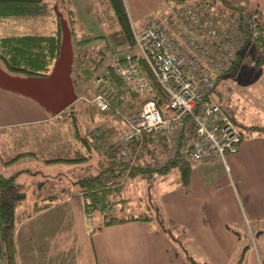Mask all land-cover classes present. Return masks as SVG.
Segmentation results:
<instances>
[{"label": "crops", "instance_id": "obj_1", "mask_svg": "<svg viewBox=\"0 0 264 264\" xmlns=\"http://www.w3.org/2000/svg\"><path fill=\"white\" fill-rule=\"evenodd\" d=\"M123 1L135 28H141L149 17L170 20L175 9L173 5L165 9L163 0ZM54 5L57 0L52 8ZM83 40L77 42L80 50ZM109 43L108 50L115 41ZM112 54L98 67L106 69ZM20 126L39 142V148L21 153L33 152L30 157L37 160V151H62L64 140L68 141V133L60 132L62 124L37 102L0 88V129ZM241 128L244 137L237 152L226 157L227 170L218 160L191 163L188 189L177 179L158 197L159 211L186 252L208 264H236L245 246L239 264H264V134L246 133ZM61 157L50 155L41 161L49 167L69 165L56 160ZM19 158L4 164L11 165ZM68 185L70 189L50 197L54 202L49 207L18 223V264H189L181 246L158 226L152 214L154 206L142 210L150 213V220L131 219L95 230V222L92 225L86 217L81 193ZM246 230L250 240L240 244Z\"/></svg>", "mask_w": 264, "mask_h": 264}, {"label": "trees", "instance_id": "obj_2", "mask_svg": "<svg viewBox=\"0 0 264 264\" xmlns=\"http://www.w3.org/2000/svg\"><path fill=\"white\" fill-rule=\"evenodd\" d=\"M112 14L119 26L123 38L129 46L133 45L131 23L129 21L127 10L123 0H106ZM173 1L179 4L195 3L207 10L214 11L222 15V26L231 27L241 36L238 49L235 52L234 60L231 66L217 76L214 93L220 91V84L223 74L231 70L240 63V50L249 46L252 50V61L257 68H261L264 63V37H253L249 30L243 24V18L251 16L253 12H259V8L242 2V0H163ZM192 1V2H191ZM215 1L218 3L215 6ZM58 10L65 18L68 27L72 28L74 24V11L70 7V0H57ZM249 6V7H248ZM253 7V6H252ZM50 8L45 0H0V20L9 17H36L49 13ZM56 18L55 28L48 34L33 33H13L0 34V63L6 71L18 75H45L52 66L57 56L61 31L59 27L58 16L54 11ZM259 28L264 29V20L260 13ZM72 36V34H71ZM96 37V36H93ZM89 38H84L83 41ZM73 48V47H72ZM85 56L73 49V63L71 77L75 93L80 96L86 92V87L90 85L92 68L91 62L96 60L98 65L106 64L105 54L102 49L97 50V58ZM93 58V60H92ZM92 60V61H91ZM143 64L144 74L148 78L150 92L153 98L165 96L154 75L145 63ZM107 67L106 69H109ZM116 86L115 94L109 99L108 109L111 115L116 118H128L137 113L140 102V95L130 91L112 72L109 71L107 76ZM214 99V98H212ZM77 103V102H76ZM85 114L93 118L95 113L101 112L94 104H81ZM75 102L61 111L57 115H50L55 119L68 117L71 125V138L75 148L69 157L56 158L57 161H63L71 164L86 163L91 159V151L96 154L95 161L86 163L87 168H91L70 183L75 186L76 191L81 193L83 198V209L85 214H90L95 210L100 211L101 217L94 224L95 230L105 225L119 223L126 220H150L152 217L148 211L139 214H130L128 216H119L106 213L105 207L110 203V198L118 191L122 184L120 176L123 172L128 173V178L137 175L144 176L148 183L157 174L163 175L173 168L178 170L179 183L187 190L189 185L191 163L184 154L169 152L167 144L162 142L155 145L157 135L153 132H144L141 140L128 142L129 155L124 156L121 150V144L118 142L116 135L111 129L101 131L99 135L93 134L88 128H81L80 123L76 120ZM246 133L264 134V126L249 124L244 126ZM35 155L33 152L30 153ZM28 152H20L6 160L12 162L24 155H30ZM28 169L21 168L10 175L0 173V264H18V253L15 240V229L19 222L23 221L30 215L49 207L54 201L50 198L35 200L30 208L18 207L23 202L24 195L20 194L18 186L15 183L16 175ZM73 193L71 192L70 195ZM153 217L158 226L167 232L174 241L181 246L184 256L189 264H208L206 261H199L190 256L180 242V237L173 233L172 227L167 224L157 205L153 207ZM183 230V228H182ZM237 235L240 236L239 232ZM242 248L236 264H239Z\"/></svg>", "mask_w": 264, "mask_h": 264}, {"label": "built area", "instance_id": "obj_3", "mask_svg": "<svg viewBox=\"0 0 264 264\" xmlns=\"http://www.w3.org/2000/svg\"><path fill=\"white\" fill-rule=\"evenodd\" d=\"M172 13L167 21L149 17L141 28L131 26L133 45L126 47H134L135 53L112 58L108 70L93 76L90 99L83 98L101 112L107 110L116 92L107 77L110 71L141 97L137 113L121 117L126 126L116 135L125 157L128 142L153 132L155 145L165 142L169 152L184 154L190 163L218 160L227 170L226 157L237 152L244 132L214 89L217 76L231 66L241 36L222 26L221 14L195 3L176 5ZM259 22V12L243 18L253 37H264ZM142 63L165 96L153 98ZM220 90H226V83L221 82Z\"/></svg>", "mask_w": 264, "mask_h": 264}, {"label": "rangeland", "instance_id": "obj_4", "mask_svg": "<svg viewBox=\"0 0 264 264\" xmlns=\"http://www.w3.org/2000/svg\"><path fill=\"white\" fill-rule=\"evenodd\" d=\"M53 1H46L48 8H50L47 14L36 17H9L6 20H0V34H8L10 32L33 34L51 33L56 24V18L52 11ZM71 1L72 4L70 5L74 11L75 19L70 30L72 34L71 44L74 52L84 54L87 57L93 56L97 58V50L102 49L107 57L105 58L106 62H108L111 53H113L112 58L124 52L135 53L136 50L134 47H126V42L106 0ZM243 1H245L244 3L248 2L247 5H250V8H254V6L259 8L261 17L264 20V0ZM165 3L167 6L165 9L167 10L172 5L173 9L178 5V3L173 1ZM216 3L215 1V6L218 4ZM86 37L89 39L80 44L82 50L78 49V40ZM114 41L115 44L112 45ZM108 43L110 46L112 45V49L109 48L108 50ZM235 46L237 50V46L239 45L236 44ZM252 50L250 45L240 50L242 61L223 74L221 82L226 83V90L223 93L220 90L218 95L220 99L224 98L225 104L231 110L241 127L249 124L264 126V63L260 69L253 64ZM90 65L93 69L90 85L86 87L85 94H80L75 101L76 120L80 123L81 128H88L92 133H94V130L107 131V129H111L115 136L126 126L122 118L113 117L110 111L95 113L93 118H89L81 106L82 103L91 104L90 101L84 98L90 99L92 93L95 91L92 89L94 85L92 80L93 76L103 74L104 71L108 70L98 67L96 60H93ZM0 66L5 67L2 63H0ZM107 67L109 65L104 68ZM234 89H236L235 92ZM51 118L62 124L60 132L63 130L64 135L66 132L68 133V141L64 140L62 151L55 153L37 151L38 160L37 158L30 157V155H25L16 160L15 163L6 166L4 161L21 151L39 148V142L35 137H30L24 133L26 127H4L0 129V173L10 175L16 171H20L21 168L28 169L19 172L15 177L18 190L20 194L24 195L23 202L18 207V210L21 208H30L32 202L39 197L47 200L51 196L55 197L61 194L67 188L70 189L71 185H68L70 184L69 181L91 169L87 168L86 163H93L96 159V154L91 151V159L86 163H69V165H60L57 167H49L44 164L41 161L43 158L49 157L50 155L69 157L75 148L73 139L71 138L69 118L62 119V117H59L55 119L52 116ZM41 150H44V148H41ZM127 176V172H123L120 176L122 187L110 198V203L105 207L106 213L128 216L130 214L143 213L144 211L142 210L144 208H149L147 209L149 211L153 206L157 205L160 191L176 183L178 170L175 167L166 174H157L149 183L142 175L131 178ZM148 214L150 213L148 212ZM86 217L93 225L94 222L96 223L100 220L101 214L100 211L95 210L92 213L90 212V214L86 213ZM243 237L240 240V244L250 240V232L246 230Z\"/></svg>", "mask_w": 264, "mask_h": 264}, {"label": "water", "instance_id": "obj_5", "mask_svg": "<svg viewBox=\"0 0 264 264\" xmlns=\"http://www.w3.org/2000/svg\"><path fill=\"white\" fill-rule=\"evenodd\" d=\"M61 31L59 49L45 75H18L0 66V88L31 98L46 112L57 115L78 99L71 77L73 48L71 32L62 13L54 5Z\"/></svg>", "mask_w": 264, "mask_h": 264}]
</instances>
